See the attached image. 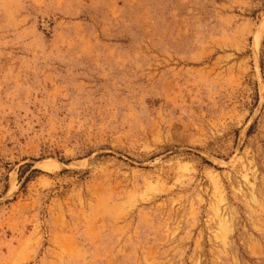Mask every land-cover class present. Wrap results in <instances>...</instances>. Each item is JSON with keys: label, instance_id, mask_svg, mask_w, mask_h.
I'll return each mask as SVG.
<instances>
[{"label": "rangeland", "instance_id": "374dc122", "mask_svg": "<svg viewBox=\"0 0 264 264\" xmlns=\"http://www.w3.org/2000/svg\"><path fill=\"white\" fill-rule=\"evenodd\" d=\"M0 264H264V0H0Z\"/></svg>", "mask_w": 264, "mask_h": 264}]
</instances>
